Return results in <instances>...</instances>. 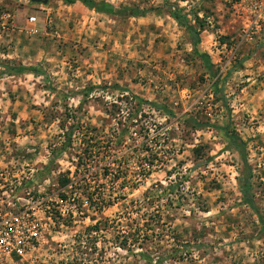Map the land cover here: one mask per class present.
Wrapping results in <instances>:
<instances>
[{"label":"rangeland","instance_id":"1","mask_svg":"<svg viewBox=\"0 0 264 264\" xmlns=\"http://www.w3.org/2000/svg\"><path fill=\"white\" fill-rule=\"evenodd\" d=\"M104 1L151 11L0 0V168L39 201L38 242L2 264H264V27L243 39L236 0Z\"/></svg>","mask_w":264,"mask_h":264},{"label":"built area","instance_id":"2","mask_svg":"<svg viewBox=\"0 0 264 264\" xmlns=\"http://www.w3.org/2000/svg\"><path fill=\"white\" fill-rule=\"evenodd\" d=\"M234 7L239 17L247 18L242 38L253 40L264 27V0H236ZM36 20L35 16L30 17V22ZM24 177L7 167L0 168V264L22 257L39 240L38 222L33 215L39 201L25 198L31 191L26 189ZM59 202L63 204V200Z\"/></svg>","mask_w":264,"mask_h":264},{"label":"trees","instance_id":"3","mask_svg":"<svg viewBox=\"0 0 264 264\" xmlns=\"http://www.w3.org/2000/svg\"><path fill=\"white\" fill-rule=\"evenodd\" d=\"M68 4H73L77 1H80L82 4H84L86 7L90 9H95L102 13H107L111 15H124L126 13H129L130 15L135 16H143L146 15L148 12L151 11V9H139L129 6H124L117 8L113 4L104 1V0H63ZM170 15L178 21L181 25L185 26L190 30L191 33L195 35V39L193 40L192 44L194 46V52L196 55H198L204 62H206V66L210 69L212 66L210 56L208 53L204 52L201 49V37L200 31L196 29V26L194 25L192 19L189 17V15L186 13V11L183 8H180L179 6H174L169 10ZM17 71L21 72H36L34 68L32 67H26L22 66L17 69ZM144 99H140V101L143 102ZM154 108L164 111L168 114H173V112L165 106H161L157 103L149 102ZM62 128H65V125L62 124ZM75 130H77L76 127H72L69 131V140L71 142L72 135L74 134ZM226 135L229 140V143L232 147L236 148L244 165V169L241 171L240 176L238 178L240 183V190L244 195V199L246 202L250 203L251 206L257 210V204L255 202V193L252 191V168L251 164L248 159V144L247 141L241 137L239 133L236 131H228L226 130ZM258 212V211H256ZM262 221V228L264 229V219H261Z\"/></svg>","mask_w":264,"mask_h":264},{"label":"water","instance_id":"4","mask_svg":"<svg viewBox=\"0 0 264 264\" xmlns=\"http://www.w3.org/2000/svg\"><path fill=\"white\" fill-rule=\"evenodd\" d=\"M33 3L48 4L50 0H29Z\"/></svg>","mask_w":264,"mask_h":264}]
</instances>
